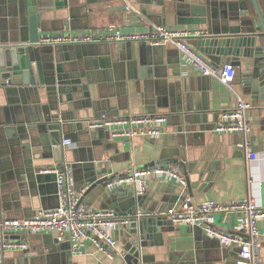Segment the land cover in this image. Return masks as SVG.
<instances>
[{"label":"crops","instance_id":"crops-1","mask_svg":"<svg viewBox=\"0 0 264 264\" xmlns=\"http://www.w3.org/2000/svg\"><path fill=\"white\" fill-rule=\"evenodd\" d=\"M238 1L240 9L250 16L248 23L261 31L255 6L247 0ZM258 1L264 14V0ZM65 2L64 7H59L56 0H38L44 30L129 33L163 23L209 32L227 29L230 20L229 6H223L222 0ZM127 4L131 5L129 9ZM12 13L13 9L9 15L0 14V38L22 47L31 46L29 40L14 42L20 36L27 37L28 30L20 34L18 17ZM185 40L195 48L192 42L196 36ZM122 42L125 41L56 43L52 44V51L46 47L49 43H36L43 78L50 77L55 82L61 74L71 79L79 77L80 82L69 83L70 88L63 92L57 91V83H51L53 87L49 89L42 84L38 87V98L32 88L26 92L10 86L5 93L0 87L2 215L32 216L41 208L59 203L55 173L39 172V168L57 162L49 148L42 147L50 141L43 107L50 105L51 113H59V106H63L62 111L70 117L66 135L72 137L66 144L70 151L64 154V161L72 163L77 186L90 184L89 178L113 177L147 164L171 165L186 176V183L165 175L153 177L147 181L145 193L131 184L110 189L102 182L83 199L93 207L112 209L124 217L131 215L139 200L148 213L156 214L161 229L148 239L145 264H236L238 247L224 245L200 225L172 224L164 212L186 200L197 204L207 199L229 201L251 196L264 207V104H258L264 94L250 92L242 76L252 66L248 70L247 58H241L235 64L237 74L230 87L218 77L202 74L192 59L171 43L156 47L145 40L133 39L128 57L126 50L119 49ZM119 53L127 57L121 59ZM261 60L264 65V55ZM239 96L255 104L248 111L251 115L248 142L257 154L253 159L247 155V139L243 134L214 130L222 111L235 108ZM129 113H164L167 120L156 136L129 138L115 134V129L128 127L127 124L90 127V121ZM240 216L215 212L213 223L223 230L237 232ZM258 226L264 264V219L259 220ZM121 230L120 226L111 230L115 237L113 257L90 245L76 251L75 240L58 241L55 231L11 233L8 237L12 240H27L30 250L9 248L0 264H127L122 255Z\"/></svg>","mask_w":264,"mask_h":264},{"label":"built area","instance_id":"built-area-1","mask_svg":"<svg viewBox=\"0 0 264 264\" xmlns=\"http://www.w3.org/2000/svg\"><path fill=\"white\" fill-rule=\"evenodd\" d=\"M130 4L126 5L129 9ZM204 33L203 29H181L163 23H155L148 30H137L129 33H92L83 31L53 32L42 36L37 43H87L97 40H133L141 39L150 45L159 46L166 43L175 45L188 55L193 65L204 75L218 77L227 86L237 74V67L231 62L215 65L204 54L190 46L185 37L198 36ZM231 87V86H230ZM259 105L264 104V97L258 100ZM255 107L250 101L240 96L238 104L233 109L223 110L221 119L215 125L216 132H239L246 137V151L250 158L257 154L248 142V133L251 131V115L249 109ZM167 120L164 113L126 114L118 117H102L90 121L92 128H105L108 125L127 124L128 127L117 128L115 134L132 138L136 135L156 136L161 133L163 123ZM71 141L63 140L64 144ZM41 172H53L56 175L57 193L59 203L55 207L41 208L32 216L7 217L2 215L0 209V263L3 261L4 251L9 248L30 250L27 240H12L11 233L55 231L58 241L65 239L75 240L76 251L81 252L87 245L99 251L115 256V237L111 233L113 228L129 223V217L119 216L112 209L96 208L85 201H80L82 194L90 186L86 183L77 186L73 165L70 161L56 162L40 168ZM167 176L186 183V176L165 164H147L134 166L130 170L109 177L105 181L107 188L120 185H134L140 193H145L147 181L156 176ZM215 212L240 213V230L226 231L213 223ZM172 224L187 223L200 225L210 235L217 237L224 245L238 247L236 264H263L261 256V232L259 220L264 219V207L252 196L246 199L218 201L207 199L193 204L189 200L169 207L164 212Z\"/></svg>","mask_w":264,"mask_h":264},{"label":"water","instance_id":"water-1","mask_svg":"<svg viewBox=\"0 0 264 264\" xmlns=\"http://www.w3.org/2000/svg\"><path fill=\"white\" fill-rule=\"evenodd\" d=\"M66 0H56L59 7H64ZM257 12V16L262 30L257 31L253 24L248 23L249 14L244 13L240 9L238 0H222L223 6H229L230 20L227 29H212L209 32H204L196 36V40L192 45L202 54H204L215 65L231 62L233 64L240 63L241 58H247L246 68L250 72L243 73L244 86L250 88V92H261L264 94V65L261 60L264 55L263 37H264V14L258 0H252ZM13 9L12 15L18 17V25L20 34L24 29L28 30L27 37L20 36L14 42L30 41L31 46H19L0 38V87L6 93L10 86L17 89L23 88L29 92L32 88L33 93L38 98V87L42 84H47V89L52 88V84L57 83V91H65L69 83L80 82V78L71 79L69 77L58 74L57 80L54 82L50 77L43 78L40 66L38 64L35 47L38 40L48 32L42 26L41 11L38 6V0H0V14L9 15V10ZM243 19V22H242ZM39 44V43H37ZM119 49L126 50V54L130 50V40H125L120 44ZM45 48V46H43ZM52 51V44L46 45ZM157 47V46H156ZM43 51H47L42 48ZM115 53V50H114ZM119 58L124 59L127 55L118 54ZM131 57L128 54V57ZM142 57V55H141ZM231 58L228 60V58ZM54 76V74H53ZM52 83V84H51ZM7 85V86H6ZM59 113H51V106L46 105L45 124L50 135L49 143H45L42 147L49 148V152L54 156L57 162L64 161V154L69 153L66 149V144L63 140L72 137L67 136L66 126L67 120L70 118L62 111L63 106H59ZM75 126V122L72 123ZM71 125V126H72ZM91 131L90 134L94 135ZM34 145V144H33ZM41 145V143H40ZM29 147V146H28ZM41 168V167H40ZM39 168V172L40 171ZM109 177L88 179L90 186L82 194L80 201L88 194V192L102 182H105ZM132 194H134L132 192ZM58 205V204H57ZM156 214L148 213L146 208L139 205V200L136 201L129 216V223L120 226L122 242L124 247L122 255L127 264H145L146 246L152 239V234L155 230H160L161 226H157ZM166 218V217H165ZM58 240V239H57ZM149 244H152L150 242Z\"/></svg>","mask_w":264,"mask_h":264},{"label":"trees","instance_id":"trees-1","mask_svg":"<svg viewBox=\"0 0 264 264\" xmlns=\"http://www.w3.org/2000/svg\"><path fill=\"white\" fill-rule=\"evenodd\" d=\"M247 3H249V5H250V3H251V5H253V6H254V4H253L252 0H247Z\"/></svg>","mask_w":264,"mask_h":264}]
</instances>
